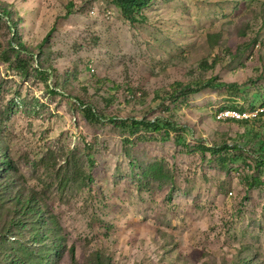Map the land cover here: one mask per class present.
I'll list each match as a JSON object with an SVG mask.
<instances>
[{
	"label": "rangeland",
	"instance_id": "374dc122",
	"mask_svg": "<svg viewBox=\"0 0 264 264\" xmlns=\"http://www.w3.org/2000/svg\"><path fill=\"white\" fill-rule=\"evenodd\" d=\"M117 1L0 0V264H264V0Z\"/></svg>",
	"mask_w": 264,
	"mask_h": 264
},
{
	"label": "trees",
	"instance_id": "16d2710c",
	"mask_svg": "<svg viewBox=\"0 0 264 264\" xmlns=\"http://www.w3.org/2000/svg\"><path fill=\"white\" fill-rule=\"evenodd\" d=\"M117 4L120 8V10L122 11L124 17L129 20V21H134L135 20V14H138L140 15L142 13V10L147 6L148 2L144 1V0H141L139 3H136L134 0H118L117 1ZM8 15V14H6ZM214 84L212 83H207L206 85L202 86L199 91L203 90V89H207V88H214L213 87ZM184 84L183 83H175L173 85V89L175 90V92L178 91V88L180 87H183ZM185 89L187 90H192V86H189L187 85L185 87ZM237 110H241V109H237ZM241 111H244V110H241ZM88 113L92 114L93 113V109H88ZM261 115H264V114H260L258 115L257 117L261 116ZM256 117V118H257ZM254 118V119H256ZM254 119H251V120H246V121H233V120H227V121H217V122H220V123H246V122H249V121H252ZM112 122H114V120L111 119ZM163 123V121H156V122H151V121H141V122H138V121H135L133 123L134 127H138L139 125H146L147 128H151V129H156V130H159V129H162L163 126L161 125ZM156 173H162V169L161 168H156L155 169ZM29 202V201H28ZM21 258H25V257H21ZM26 259V258H25ZM41 262H43V259H41ZM23 264V263H21ZM98 264H104L103 263V258L101 257V255H98Z\"/></svg>",
	"mask_w": 264,
	"mask_h": 264
},
{
	"label": "built area",
	"instance_id": "2783aa9c",
	"mask_svg": "<svg viewBox=\"0 0 264 264\" xmlns=\"http://www.w3.org/2000/svg\"><path fill=\"white\" fill-rule=\"evenodd\" d=\"M109 14L110 13H107V16H109ZM260 114H264V106L254 109V111L252 112H250L249 110L241 111V110L229 108L218 112L215 118L217 121H224V122L227 120L246 121V120L254 119Z\"/></svg>",
	"mask_w": 264,
	"mask_h": 264
}]
</instances>
